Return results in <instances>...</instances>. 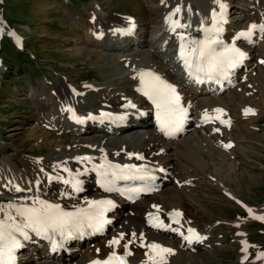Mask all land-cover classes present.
Wrapping results in <instances>:
<instances>
[{"label":"bare ground","instance_id":"obj_1","mask_svg":"<svg viewBox=\"0 0 264 264\" xmlns=\"http://www.w3.org/2000/svg\"><path fill=\"white\" fill-rule=\"evenodd\" d=\"M241 1L244 2V7H251L252 3L248 4V2L252 1L255 6L256 0ZM199 2L202 5L206 4V8L210 5L216 6L213 0H211L210 5V0H203L202 2L200 0ZM260 2L261 0H259ZM169 6H171V13L177 7H180L172 5V0H162L158 7H156L159 14H154V16L159 15L160 26L155 27L154 30L148 27L143 29L144 26L138 23L137 19L133 16H127V19L123 22H121V19L102 22L98 17H96L97 19L95 18V26L91 27L93 38H96L95 34L98 33H105V36L108 37L111 33L107 32L109 29H114L116 33L122 34L123 32L124 34L130 27L129 19L134 20L132 25H134L136 30L132 33L131 37L124 36L116 40L107 38L100 44H98L99 42L97 40H91V37L89 38V42H85L88 45L93 43L92 45L99 48L100 51H104V54H99L98 60H101L103 63H113V67L106 69L105 74L99 76L95 80L96 83L88 86L86 92L84 91L85 93L81 91L82 89H77L74 85H71L73 83L70 79L71 83H64V87L55 86L57 88L55 90L53 89V92H46L43 85H35L36 90L31 93V96L33 97V105L38 110L37 117L40 118L39 123L43 130L36 131L32 140L41 138L40 141L43 142L47 139L45 141L46 144L41 146H44L49 151V154L40 159H24L19 161L18 164L21 168L18 174L20 176L14 180L5 175L7 173L5 169L9 168V166L15 169L16 167L14 164L4 162L2 165L0 159V170H2L0 171V196H2L5 203L13 204L31 205L35 199L45 200L60 204L66 211H73L77 208L87 209L88 201L108 200L112 202V206L108 207L107 211L109 212V217H112L114 221L111 224L113 226L111 227L110 225L107 227V230L110 227H114L115 232L109 237L100 240L85 237L84 239L78 240L74 246L70 245L67 249L60 252L53 251L48 247V244H44L43 239L35 234H31L32 238L30 240H33L31 244H34L35 247H38L42 251L41 256H31L32 264H93L94 261L105 260L114 250L117 255L124 257V264H149L148 257L145 255L148 251L147 247L135 248L136 240L139 242V245L142 243L139 238L141 233H143V243L145 245L157 243L174 251L173 255L167 256V264H209V262L204 261L210 258L212 255L211 251L216 247L210 239L212 235L211 228L203 227V229H200L195 226L192 218L189 219L185 215L188 206L190 204L192 205L194 203L193 201L199 199L196 194V188L208 187L204 183L206 177L201 153L200 156H197V153L193 154L191 151L193 149L195 151L198 148L200 138L197 136L200 131L207 132V134L212 133L215 137L218 136L220 140L217 141L221 143V147L232 151L237 146L233 144L237 142L233 138L234 135H232V132L235 130V127H232L233 123L237 125L241 123L240 129L249 128L252 130V128H256L254 123L240 121L241 119L245 120L247 118L245 111L240 113L241 117L236 118L235 113H237L236 110L240 106L235 104L233 100L237 99L239 103L240 101L243 103L242 100H239L240 95L238 93L239 90L240 93H243L242 95L246 92V83L250 81L247 80V77L244 79V84L241 81L245 75L244 72L248 71L247 69L251 65L248 64V61L243 64L236 73L235 78L229 83L214 84L211 88H206L205 84H200L199 88L186 92L185 99L189 95L194 96L191 103H184L186 109L189 111V115H191L189 125L185 127L184 133L178 135L175 140H164L159 137L156 133V126L154 125V105L148 101L146 96H143V100L135 99L137 95L142 93L137 91L140 87L139 78L134 79L133 77L138 72L150 71L173 86L174 84L182 83L180 78H177L175 75V72L178 71L177 64L182 62L174 60L172 53H174L173 40L175 39V33L177 31H183L182 28H184L180 23L184 14L180 10L175 16H171V13H165L163 15V12L167 11L166 9ZM192 6L195 7V5ZM209 8L208 10L210 11L211 8ZM213 9L219 11L217 6ZM208 10H206L207 13ZM235 13V11L231 12V15ZM229 15H227V22L223 24L224 30L220 39L228 45L234 43L245 56L249 55L251 59L257 58L259 51L258 49L251 50L253 47L251 45L260 43L258 40H264L262 39L264 38V33L255 34L250 39H235V37L240 32L247 31L252 24L258 26L264 25V20L259 21L253 17L247 18L244 14L236 18L235 21ZM170 16L171 18L169 19ZM200 17L198 16L196 18ZM109 18L112 19V17ZM89 20L93 21L92 19ZM177 20H179L182 27L176 28L173 31L170 25ZM242 20L248 22L255 20L256 22H249V26H243L244 24L239 26ZM210 27L211 23H208L207 19H205V22L202 21L196 29H193L194 32L188 33L190 35L188 42L194 39L203 40L205 37L204 29ZM146 35H150V40H146ZM135 37L139 38L135 39ZM141 37L145 39H141ZM183 37L185 36L183 35ZM163 41L165 42L161 43ZM77 51H79V57L85 55L86 57L84 58L88 59L94 53L83 48ZM114 51H120L122 55L112 54L111 52ZM106 52L108 54H105ZM113 55L118 56V60L122 59L120 62L122 61L123 64L120 63L118 69H115L116 79L122 81L123 79L119 75H125L122 83L114 79L115 73L112 70L114 67L116 68L118 62H116L117 59ZM134 60L137 62V65L130 63ZM82 77L84 78V76ZM234 81H239V88H241L237 89L238 92H235V94L232 93V102L227 103L225 101L226 96L223 94L232 87ZM122 85L125 86V89L121 87ZM74 90L78 92L77 95H75ZM219 95L221 97L216 100L215 96ZM253 97L259 99L258 94L253 95ZM254 98H252V105L246 107L245 110L252 111L251 121H258L261 114L256 109L257 106L255 104L258 103H255L257 100L255 99V101ZM129 102L134 104L135 107H127ZM104 108H109L111 111H114L113 117L108 122L102 121V118L99 117L101 116L99 113ZM216 109H221L222 113H217L215 111ZM139 110H146V117L145 120L136 122L133 114ZM143 114H145L144 111ZM205 114H207L208 120L205 119ZM89 116L92 118L89 119ZM194 116H197L195 120ZM256 116L258 117L256 118ZM227 118H229L228 121ZM77 120L80 122L77 126L78 128H66L67 123H74ZM222 120L227 123L222 124ZM109 122L118 125V127L108 129L106 124ZM188 131L191 134L184 136ZM59 135H63V137L59 138ZM135 137L141 139L137 140ZM151 137L152 141L150 140ZM226 145H231V147H226ZM60 147L61 149H59ZM163 148H165V151ZM2 150L3 148H0V154ZM137 156H142L143 159H137ZM84 157H88L89 159H78ZM129 163H133L135 166H140L150 171L157 178L156 191L149 196L139 198L133 205L128 203L126 199L118 197L110 191H106L102 186L101 177L97 171L109 164L123 167ZM65 168L68 171H65ZM65 180L70 181V183H64ZM73 180L78 181L79 191L73 189ZM1 187L3 188L1 189ZM210 187L216 188L214 181H212ZM17 188L20 191H17ZM217 188L221 189L219 187ZM227 194L229 196V193ZM157 208L159 211H157ZM245 209L249 217L264 221V219H260L264 217V214L253 211L246 206ZM171 211H179L181 213L175 219L179 221L178 223H173L174 218H170L169 213ZM150 214L153 217H158L168 227L166 229L151 227ZM189 228L194 229L204 239L200 241L193 240L189 243L184 238L188 235L187 230ZM133 233H136L135 237ZM120 236H123V239L120 240L119 245L109 246L110 241ZM125 244L128 245L127 251L131 253L127 256H124ZM70 249L73 251L84 249L85 252L76 254L73 251L70 252ZM36 253H38V250ZM245 255L241 257V260H244ZM23 258L24 260L19 264H29V260H26L28 258Z\"/></svg>","mask_w":264,"mask_h":264},{"label":"rangeland","instance_id":"obj_2","mask_svg":"<svg viewBox=\"0 0 264 264\" xmlns=\"http://www.w3.org/2000/svg\"><path fill=\"white\" fill-rule=\"evenodd\" d=\"M187 1L186 3V0L181 2L172 0V5L183 6L188 23H192L198 16H201L200 19H206L208 14L206 10L209 8L205 7L206 4L202 5L200 0ZM224 1L227 4V15L230 14L229 17L234 18L235 21L244 14L247 18L264 20V0L260 3L256 0L255 6L252 1L248 2V4L252 3L251 7H244V2L241 0ZM161 2L162 0H0V148H3L0 159L2 165L4 162L14 164L16 167V169L10 166L6 168L5 175L14 180L20 176L19 161L40 159L49 154V151L41 146L46 144L47 139L43 142L40 141L41 138L32 140L36 131L43 130L39 123L40 118L37 117L38 110L34 107L31 96V93L36 90L35 85H43L46 92H53V89L55 90L58 86L64 87V83L72 82L71 85L86 92L87 87L96 83L95 80L104 75L106 69L113 67V63H103L98 60L99 56L104 54L103 50L100 51L92 45L93 43L85 44L92 37L91 27L95 26L92 23L95 21L94 14L97 13V17L102 22L113 19H121L123 22L127 16H133L144 26L143 29L148 27L154 30L155 27L160 26L159 15L154 16V14H159L156 7ZM170 7L163 12V15L171 13ZM234 11L236 13L231 15ZM91 17L93 21L89 20ZM244 20L240 21L239 26L243 24V26H249L255 21L251 20L249 23ZM9 33H14V36ZM17 37L20 41L19 49L16 48ZM138 38L135 37V39ZM145 38L150 40V35H146ZM145 38L141 37V39ZM91 40L96 39L92 37ZM258 41L260 43L251 45L253 46L251 50L258 49L259 56L253 59L248 56V64L251 66L244 72L245 75L241 81L244 84V79L247 77L250 82L246 83L244 95L240 93V90L238 93L241 96L239 100H242L244 104L233 99L235 104L240 106L241 111L237 109L235 113L238 118L246 107L252 105L253 95H259V99L254 98L257 100L255 103H258L255 104L258 107L256 109L261 114L258 121H251L252 115H246L245 120H240L244 123H254L257 129H240L241 123H238L239 125L233 123L232 127H235V130L232 135L237 140L233 144L234 146L236 144L237 148L233 146L232 151L221 147V143L217 141L220 140L218 136L200 131V135L197 136L200 138L198 150L191 151L193 154L197 153V156L201 153L206 177L204 183L208 187L196 188L199 199L188 206L185 215L194 220L196 227L211 228L210 239L216 247L211 251L210 258L204 261L209 264H264V259H257V254L264 252V221L249 217L245 209L246 206L264 214V63L261 62L264 61V40ZM82 48L93 51V55L89 59L84 58L85 55L79 57L77 50ZM111 53L122 55L120 51ZM113 57L117 60L119 58L115 55ZM117 60L118 64L112 70L114 73L122 63L120 62L122 59ZM130 63L137 65L135 60ZM119 76L124 80V74ZM254 76H257V79ZM114 79L123 82L116 79V73ZM239 83V81L236 82L223 94L226 96L227 103L232 102V93L235 94L238 92L237 89L241 88ZM121 87L125 89L124 85ZM219 97L221 96H215L216 100ZM228 97L231 98L229 101ZM193 98L189 97L187 100L191 102ZM190 134L191 132L188 131L184 136ZM61 137L63 135H59V138ZM135 139L141 138L135 137ZM150 140L152 141V137ZM163 149L165 151V148ZM212 181L215 182L216 188L210 187ZM2 200L0 196V202L5 203ZM114 232L113 227L107 235L102 237L107 238ZM135 244L136 249L142 248L137 240ZM245 246H247L246 253L242 251ZM37 250L38 253H36ZM41 252L34 244H29L28 250L26 249L27 254L24 256L28 258L29 264H32V257L41 256ZM73 252L80 254L85 250L77 249ZM244 254L247 255L246 258L241 260Z\"/></svg>","mask_w":264,"mask_h":264},{"label":"snow or ice","instance_id":"obj_3","mask_svg":"<svg viewBox=\"0 0 264 264\" xmlns=\"http://www.w3.org/2000/svg\"><path fill=\"white\" fill-rule=\"evenodd\" d=\"M219 11L213 9L211 13V27L205 28V37L203 40H192L185 42V38L180 36V50L178 59L182 62L185 71L189 77L196 76L197 82L203 83V76L208 80L214 78H227L232 69L236 68L243 59L245 54L235 46V44H225L220 39L223 33V24L227 22V4L224 0H213ZM180 7H177L171 16H175L180 12ZM191 11V9H189ZM169 17V19L171 18ZM130 27L125 34H131L134 28L129 19ZM172 30L182 27L179 20L172 25ZM121 31V30H116ZM264 33V25L252 24L245 32H240L235 39H250L253 35ZM14 36V33H9ZM19 45V38H16ZM264 63V61H261ZM134 79L139 78L140 91L146 96L156 107V118L159 129L165 135H172L174 131L181 127L186 113L180 108V97L176 93L173 85L168 84L158 75L150 71L138 72ZM127 107L134 108L135 105L131 102ZM69 111H71L69 109ZM217 113H222L221 109L215 110ZM251 110H245V114H249ZM89 119L92 117L89 116ZM218 118V117H217ZM205 119L208 120L207 114ZM82 122V121H81ZM222 124L227 122L221 121ZM231 147V145H226ZM131 158V157H129ZM78 159H89L88 157ZM137 159H143L142 156H137ZM59 167V165H57ZM65 171H68L66 168ZM101 177L102 186L106 191H112L116 188V180L118 179H146L147 170L136 169L132 166L125 165H108L107 169L97 170ZM135 172L136 175H129ZM79 175V173H77ZM68 184L70 181L65 180ZM72 187L75 191H79L78 181L73 180ZM20 191L19 188L16 189ZM87 209L77 208L73 211H66L58 203L48 202L45 200L35 199L31 205L28 204H13L0 202V264H16V253L24 247V241L32 238L31 234H35L41 239H47L51 243L52 250L55 251L60 244L66 239L72 238L75 234H84L85 229H93L101 231L103 224L106 222L103 219L104 211L112 206V202L108 200L88 201ZM155 207V206H154ZM157 211L159 209L157 208ZM170 218L179 217L181 213L174 212L169 214ZM264 219V217L260 218ZM178 220L173 219V223H178ZM151 227L157 229H166L163 221L158 217H153L150 214ZM188 235L185 240L191 243L193 240L200 241L204 239L200 237L194 229L189 228ZM136 236V233H133ZM59 237V241H56ZM142 241L141 247H147L145 253L148 257L149 264H167V256L173 255L174 251L170 248L163 247L157 243L145 245L143 243V233L139 237ZM123 236L113 239L109 242V246L119 245ZM124 256L130 255L127 251L128 245H124ZM247 252V246L242 249ZM246 258V255H245ZM257 259H264V252L257 254ZM93 264H124V257L116 254L115 250L103 261H94Z\"/></svg>","mask_w":264,"mask_h":264}]
</instances>
